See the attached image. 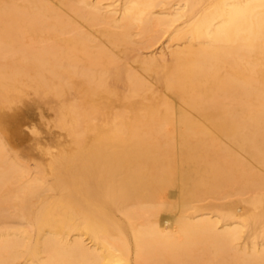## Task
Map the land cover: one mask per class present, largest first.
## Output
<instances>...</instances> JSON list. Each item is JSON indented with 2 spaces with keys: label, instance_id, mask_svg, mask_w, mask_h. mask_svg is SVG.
<instances>
[{
  "label": "bare ground",
  "instance_id": "6f19581e",
  "mask_svg": "<svg viewBox=\"0 0 264 264\" xmlns=\"http://www.w3.org/2000/svg\"><path fill=\"white\" fill-rule=\"evenodd\" d=\"M260 4L0 0V264H264Z\"/></svg>",
  "mask_w": 264,
  "mask_h": 264
},
{
  "label": "rangeland",
  "instance_id": "374dc122",
  "mask_svg": "<svg viewBox=\"0 0 264 264\" xmlns=\"http://www.w3.org/2000/svg\"><path fill=\"white\" fill-rule=\"evenodd\" d=\"M3 134L5 135V133H3ZM22 137L27 139L28 142L26 144L29 143V145H32V144H34L35 140H39V141L43 142L45 140V138H46V134L43 133V132H40V133L34 134V135L33 134H22ZM13 142L16 145H17V143H19L18 140H14ZM25 146H27V145H25Z\"/></svg>",
  "mask_w": 264,
  "mask_h": 264
},
{
  "label": "snow or ice",
  "instance_id": "6c2138e0",
  "mask_svg": "<svg viewBox=\"0 0 264 264\" xmlns=\"http://www.w3.org/2000/svg\"><path fill=\"white\" fill-rule=\"evenodd\" d=\"M260 8L262 11H264V0H261Z\"/></svg>",
  "mask_w": 264,
  "mask_h": 264
}]
</instances>
